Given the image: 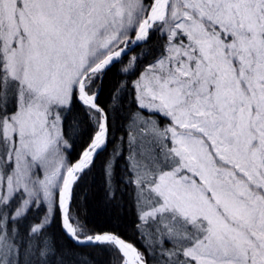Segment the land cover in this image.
I'll return each instance as SVG.
<instances>
[{"label":"snow or ice","instance_id":"snow-or-ice-1","mask_svg":"<svg viewBox=\"0 0 264 264\" xmlns=\"http://www.w3.org/2000/svg\"><path fill=\"white\" fill-rule=\"evenodd\" d=\"M91 253L264 264V0H0V264Z\"/></svg>","mask_w":264,"mask_h":264},{"label":"trees","instance_id":"trees-1","mask_svg":"<svg viewBox=\"0 0 264 264\" xmlns=\"http://www.w3.org/2000/svg\"><path fill=\"white\" fill-rule=\"evenodd\" d=\"M108 94L109 93L106 90L104 96L101 97V104L107 100ZM87 194L88 200L86 201V215H82L81 219L89 225V228L93 230L118 228L122 234L135 243V237L131 231V221L133 217L130 214H126L121 217L119 222H117L113 215L105 209L102 203V181L99 177H97L95 186L92 187ZM53 230L58 236L60 235L58 226H56ZM91 255L98 262V264H107L109 259L106 253H91Z\"/></svg>","mask_w":264,"mask_h":264}]
</instances>
